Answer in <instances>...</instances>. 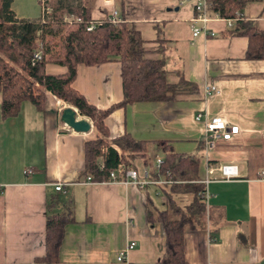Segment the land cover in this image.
<instances>
[{
  "label": "crops",
  "instance_id": "crops-1",
  "mask_svg": "<svg viewBox=\"0 0 264 264\" xmlns=\"http://www.w3.org/2000/svg\"><path fill=\"white\" fill-rule=\"evenodd\" d=\"M91 5L94 23L113 9L122 11L116 0H93ZM12 9L20 19L38 21L42 16L40 0H13ZM122 12L141 32L145 56L165 60L168 82L178 83L183 74L199 92L115 109L105 120L108 139L129 133L149 141L146 160L136 159L133 168L150 181L155 180L157 159L165 156L159 141L200 158L208 214L203 228H186L190 264H264V57L248 59L249 38L235 34L226 18L215 13L206 24H197L203 30L195 36L191 0H124ZM242 13L264 31V0L251 1ZM66 70L47 64L51 74ZM73 85L99 109L121 102L119 56L94 66L79 65ZM207 85L216 90L206 95ZM1 104L0 93V264H159L166 236L160 223L148 221L149 209L165 205L159 184L87 183L84 148L96 137V128L86 116L80 118L90 121L88 132L66 125L61 116L69 104L53 93L46 91L44 110L25 101L19 114L9 118L2 116ZM214 117L238 125L240 132L208 148L205 120ZM226 164L236 165L239 176L222 179ZM59 183L62 190L56 189ZM52 212H69L74 220L66 227L60 261L39 262L46 254ZM131 240L136 246L128 261H119L117 256Z\"/></svg>",
  "mask_w": 264,
  "mask_h": 264
},
{
  "label": "trees",
  "instance_id": "trees-1",
  "mask_svg": "<svg viewBox=\"0 0 264 264\" xmlns=\"http://www.w3.org/2000/svg\"><path fill=\"white\" fill-rule=\"evenodd\" d=\"M214 13L226 19L235 18L253 0H209ZM121 10L124 0H116ZM13 0H0V93L2 95L1 114L4 118L19 114L22 104L30 101L39 110L46 107V91L53 93L81 116L90 118L96 128L94 139L85 142V173L94 181H106L110 171L124 164L133 168L138 158L146 160L149 141L137 140L126 133L109 140L106 118L117 108L136 102L172 101L181 93L199 92L197 84L180 76L178 83L167 80L165 60L149 59L145 56V40L133 23L122 20L114 23L108 16L96 23L93 30L88 25L93 22L92 6L74 8L72 13L82 17L81 22L67 23L62 18L52 22L20 19L12 9ZM60 23L62 29L53 32L47 24ZM235 34L249 38L246 57H264V31L252 22L236 20L231 27ZM159 42L164 43L163 31L159 29ZM41 41V44L38 43ZM41 50V58H35ZM119 56L123 80V100L102 110L90 103L74 87L81 64L94 66ZM63 65L67 70L62 74H51L47 64ZM116 144L120 152L113 146ZM158 145L165 152L163 163L153 173L155 179H170V183L159 185L166 200L162 208H151L149 223H160L166 236V252L159 264H190L185 247L186 228H203L208 209L203 198L204 183L200 182V158L196 154L178 153L166 141ZM104 157L105 166H99V157ZM55 202L49 204V208ZM74 220L69 212H52L47 218L46 254L37 261L58 263L66 236L67 225Z\"/></svg>",
  "mask_w": 264,
  "mask_h": 264
},
{
  "label": "built area",
  "instance_id": "built-area-1",
  "mask_svg": "<svg viewBox=\"0 0 264 264\" xmlns=\"http://www.w3.org/2000/svg\"><path fill=\"white\" fill-rule=\"evenodd\" d=\"M194 6L195 10V17L193 18L192 27L194 30V35L197 36L203 28H201L198 23L206 24L210 18L213 12L212 10V4L209 0H191ZM51 0H40L41 8H42V16L40 18L41 23H47L50 21L48 19L49 14L52 13V8L50 6ZM216 16H220L219 14L215 13ZM244 15L241 12H237V16L235 18L226 19L227 23L230 27H232L236 20L238 19H244ZM108 19L114 23H118L122 20L121 13L118 9H113L111 14L108 16ZM83 19L80 16L73 15L69 18H65V21L67 23H73V22H81ZM96 23L91 22L87 29L93 30L96 27ZM204 30L208 31V27L204 26ZM42 51L38 50L35 53V58L40 59L41 58ZM216 90L215 86L207 85L205 87V93L206 95L211 94L213 91ZM197 120H202V114H198L196 116ZM240 132V127L238 125H229L225 119L222 117H214L211 119L205 120V142L208 148H212L215 145V141L219 138H222L224 140H231L233 139L237 134ZM163 158L157 159V165L160 167V165L163 163ZM99 166L101 169L104 168L105 162L104 157H100L99 159ZM31 171H26V173H30ZM222 172V179H231L239 176V170L236 165L226 164L221 167ZM146 176H148V173L146 172ZM87 183L91 182H97L94 181L91 176H87L86 179ZM105 182V181H100ZM106 182L111 183H118V182H133L141 187H144L145 185L149 183H156V184H162V183H170L172 182L170 179H155V180H146L142 179L140 172L136 168H127L124 164H119L117 168L110 171L109 179L106 180ZM208 183V180L205 182ZM57 190L63 189V184L59 183L56 185ZM158 195L161 193L158 192ZM203 198L205 202L208 204V198L209 193L208 190L205 188V191L203 193ZM136 246V242L134 240H131L127 243L125 249L119 253L117 256V259L119 261H128V254L129 252Z\"/></svg>",
  "mask_w": 264,
  "mask_h": 264
},
{
  "label": "rangeland",
  "instance_id": "rangeland-1",
  "mask_svg": "<svg viewBox=\"0 0 264 264\" xmlns=\"http://www.w3.org/2000/svg\"><path fill=\"white\" fill-rule=\"evenodd\" d=\"M92 1L93 0H51L50 6L53 10H52V13L49 14L48 19L52 22L55 19L62 18V21L65 23L66 22L65 18H69L73 15H76L72 13V10L74 8L81 7V6H90ZM47 29L52 30L53 32L57 33L62 29V24L60 23L51 24L50 23V24H47ZM38 43L41 44V41L38 40ZM79 117H81V115H79Z\"/></svg>",
  "mask_w": 264,
  "mask_h": 264
},
{
  "label": "water",
  "instance_id": "water-1",
  "mask_svg": "<svg viewBox=\"0 0 264 264\" xmlns=\"http://www.w3.org/2000/svg\"><path fill=\"white\" fill-rule=\"evenodd\" d=\"M61 119L77 132H88L92 126L88 119L80 118L77 109L71 106L63 110Z\"/></svg>",
  "mask_w": 264,
  "mask_h": 264
}]
</instances>
